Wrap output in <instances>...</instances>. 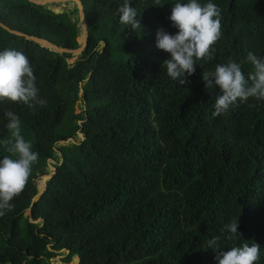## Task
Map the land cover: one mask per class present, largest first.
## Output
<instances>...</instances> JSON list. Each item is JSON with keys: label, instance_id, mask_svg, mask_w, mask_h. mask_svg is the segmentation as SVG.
Here are the masks:
<instances>
[{"label": "trees", "instance_id": "obj_1", "mask_svg": "<svg viewBox=\"0 0 264 264\" xmlns=\"http://www.w3.org/2000/svg\"><path fill=\"white\" fill-rule=\"evenodd\" d=\"M81 1L89 38L76 57L0 26V50L26 55L46 101L0 102V158H15L6 111L19 116L21 135L38 153L0 215V264H49L61 250L65 263L77 255L79 264H216L227 248L264 247V99L213 116L219 93L202 80L229 59L254 72L247 56L264 58V0H213L221 35L182 85L162 69L169 54L155 47L158 29L176 32L168 20L176 0H131L135 29L119 22L124 0ZM0 20L60 47L81 46L76 6L56 13L0 0ZM51 160L55 173L34 201ZM236 219L241 236L228 239L225 225ZM211 238L222 249L207 248ZM256 264H264V248Z\"/></svg>", "mask_w": 264, "mask_h": 264}, {"label": "clouds", "instance_id": "obj_2", "mask_svg": "<svg viewBox=\"0 0 264 264\" xmlns=\"http://www.w3.org/2000/svg\"><path fill=\"white\" fill-rule=\"evenodd\" d=\"M119 22L132 29L141 26L138 12L131 0H124L118 8ZM221 11L213 0H176L171 5L168 20L175 33L160 28L155 34V47L169 54L163 61L168 77L178 84H184L191 76L198 61L209 56L212 46L221 35ZM247 61L254 72L245 74L242 64L229 59L226 63H217L211 73L203 72L202 80L206 89L218 90L214 99L213 116L227 111L236 102L248 98L264 99V58H257L249 52ZM200 66V65H199ZM36 76L26 55L14 48L0 50V102L22 103L29 108L34 104L43 106L46 101L38 98ZM6 129L14 138L9 152L15 158L5 155L0 158V215L11 209L13 197L25 186L31 173V166L38 159V153L32 150L30 142L21 135V121L13 111H6ZM238 219L225 225L228 239L235 238L238 232ZM207 248L222 249L216 238L207 240ZM258 243H242L239 246L220 251L215 257L216 264H256L262 251Z\"/></svg>", "mask_w": 264, "mask_h": 264}, {"label": "water", "instance_id": "obj_3", "mask_svg": "<svg viewBox=\"0 0 264 264\" xmlns=\"http://www.w3.org/2000/svg\"><path fill=\"white\" fill-rule=\"evenodd\" d=\"M31 3H34L36 5H40V6H48L50 9H53L51 7V5L55 4V5H61L64 2H72L75 3L76 7L78 8L79 11V17H80V22H81V28H82V39L80 41L81 46L78 49H69V48H64V47H60L57 44H54L52 42H50L49 40H46L44 38H40L37 36H32V35H28L25 34L23 32L14 30L10 27H8L7 25H5L1 20H0V26L2 28H4L5 30H7L8 32L20 36V37H24L30 41L36 42L44 47H47L53 51L59 52V53H69L73 56H79L82 54V52L86 49L87 46V41L89 38V34H88V24H87V20H86V15H85V9H84V5L82 3L81 0H28ZM56 13H63V12H68L69 9L66 8L64 10H60L59 8L53 9ZM55 173V172H54ZM53 173V174H54ZM52 178V175L47 177V181L45 182V188L35 197L34 201H37L41 198L43 192L46 190V186H47V182ZM74 258H77L78 264L80 263L79 258L77 257V255L74 256Z\"/></svg>", "mask_w": 264, "mask_h": 264}, {"label": "rangeland", "instance_id": "obj_4", "mask_svg": "<svg viewBox=\"0 0 264 264\" xmlns=\"http://www.w3.org/2000/svg\"><path fill=\"white\" fill-rule=\"evenodd\" d=\"M75 6H76L75 3H72V2H64L61 5H55V4L51 5V7L53 9L59 8L60 10H64L66 8L71 10ZM81 39H82V37H81ZM81 39H80V41H81ZM75 60H76V58H73L70 62H74ZM80 93H82V88H80ZM83 108H84V105H83L82 101L81 100L77 101V103H76V113L77 114L81 113ZM78 123L81 124L80 121ZM78 138L79 139H75V142H78L79 140L83 139V135L80 132L78 134ZM70 142H74V140H71ZM62 144H64V143H60V145H62ZM55 163H57V162H55L53 160L49 161V163L46 166V169H47V171H49L50 174L45 175V176H41L40 178L37 179V184L40 186V190H43L45 188V185H43L44 184L43 179L44 178L47 179V177L53 175V173L55 172V166H54ZM45 179H44V181H45ZM66 256H67V252L61 250V251L58 252V255L56 257H54V258H52L50 260L49 264H78V262H76L77 258H73V260L70 263H65L64 262V258Z\"/></svg>", "mask_w": 264, "mask_h": 264}]
</instances>
